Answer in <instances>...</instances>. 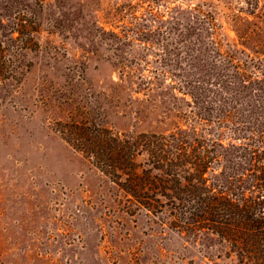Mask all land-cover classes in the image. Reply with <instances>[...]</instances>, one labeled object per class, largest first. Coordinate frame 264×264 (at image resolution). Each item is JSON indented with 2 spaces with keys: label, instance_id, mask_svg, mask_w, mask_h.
Segmentation results:
<instances>
[{
  "label": "rangeland",
  "instance_id": "rangeland-1",
  "mask_svg": "<svg viewBox=\"0 0 264 264\" xmlns=\"http://www.w3.org/2000/svg\"><path fill=\"white\" fill-rule=\"evenodd\" d=\"M245 6L244 0L32 5L36 44L19 57L28 67L19 83L0 89V264L231 263L217 240L188 239L133 205L54 122L123 134L182 124L177 115L189 98L176 88L190 69L185 52L205 46L212 20L233 36L231 16ZM176 50L179 69L171 65Z\"/></svg>",
  "mask_w": 264,
  "mask_h": 264
},
{
  "label": "trees",
  "instance_id": "trees-1",
  "mask_svg": "<svg viewBox=\"0 0 264 264\" xmlns=\"http://www.w3.org/2000/svg\"><path fill=\"white\" fill-rule=\"evenodd\" d=\"M244 3L231 16L233 36L212 20L205 46L185 50L190 69L174 74L189 98L177 115L182 124L164 133L75 121H55L54 129L166 227L194 241L217 240L229 264H264V0ZM32 5L41 0H0L1 91L28 67L19 57L36 44ZM180 58L174 51V68Z\"/></svg>",
  "mask_w": 264,
  "mask_h": 264
}]
</instances>
